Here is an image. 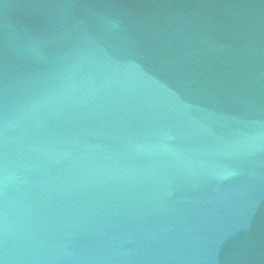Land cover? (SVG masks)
I'll return each instance as SVG.
<instances>
[{"label":"water","instance_id":"obj_1","mask_svg":"<svg viewBox=\"0 0 264 264\" xmlns=\"http://www.w3.org/2000/svg\"><path fill=\"white\" fill-rule=\"evenodd\" d=\"M22 117L8 191L51 238L0 264H264V0H0Z\"/></svg>","mask_w":264,"mask_h":264},{"label":"clouds","instance_id":"obj_2","mask_svg":"<svg viewBox=\"0 0 264 264\" xmlns=\"http://www.w3.org/2000/svg\"><path fill=\"white\" fill-rule=\"evenodd\" d=\"M35 106L28 108L25 115L34 112ZM22 119H12L0 123V139L10 141L12 147L7 152H0V245L11 243L15 253L22 251L30 258H38L42 251L49 247L47 241L51 238L47 231L48 225L43 219H37L39 207L35 204H25L18 197L10 194V187L21 183L20 173L30 167L19 159L15 151L18 135L6 136L8 130L15 131L21 126ZM33 150L43 153L49 159H58L61 154L54 149L34 146ZM62 189L71 190L72 185H62Z\"/></svg>","mask_w":264,"mask_h":264}]
</instances>
